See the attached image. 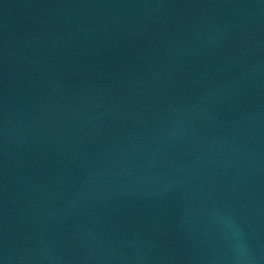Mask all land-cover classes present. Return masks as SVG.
<instances>
[{"label":"water","instance_id":"obj_1","mask_svg":"<svg viewBox=\"0 0 264 264\" xmlns=\"http://www.w3.org/2000/svg\"><path fill=\"white\" fill-rule=\"evenodd\" d=\"M0 264H264V0H0Z\"/></svg>","mask_w":264,"mask_h":264}]
</instances>
